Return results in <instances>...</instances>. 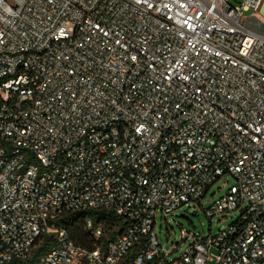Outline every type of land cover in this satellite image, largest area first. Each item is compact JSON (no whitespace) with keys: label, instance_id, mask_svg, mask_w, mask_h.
I'll use <instances>...</instances> for the list:
<instances>
[{"label":"built area","instance_id":"1","mask_svg":"<svg viewBox=\"0 0 264 264\" xmlns=\"http://www.w3.org/2000/svg\"><path fill=\"white\" fill-rule=\"evenodd\" d=\"M264 0H0V264H264ZM253 11L251 18L245 12ZM240 208L216 235L160 245L156 216ZM102 211L125 231L78 246L55 224ZM100 241V243H99Z\"/></svg>","mask_w":264,"mask_h":264},{"label":"rangeland","instance_id":"2","mask_svg":"<svg viewBox=\"0 0 264 264\" xmlns=\"http://www.w3.org/2000/svg\"><path fill=\"white\" fill-rule=\"evenodd\" d=\"M243 16L251 18L253 11L245 12ZM258 18L264 22V7L258 13ZM233 185H235L233 178L224 176L210 188L201 204L202 207L194 203L187 206L183 205L170 214L168 218H165L161 213L157 214L154 231L160 245L169 250L177 249L169 256L168 261L181 256L190 245V241L184 240L183 233H193L198 237H205L210 233L216 235L219 231L227 229L238 221L242 208L215 216L212 220H209L205 214V210L224 197Z\"/></svg>","mask_w":264,"mask_h":264},{"label":"trees","instance_id":"3","mask_svg":"<svg viewBox=\"0 0 264 264\" xmlns=\"http://www.w3.org/2000/svg\"><path fill=\"white\" fill-rule=\"evenodd\" d=\"M87 219H90L96 228L101 227L103 231L101 243H104V245L116 240L125 231L127 225L123 218L109 215L102 211H84L65 214L59 217L55 221V224L66 229L76 245L93 248L98 241L94 242L91 239L90 232L85 228ZM239 219L235 224L239 222ZM52 247L53 242L51 236H44L34 246L27 260L12 264H38ZM139 252L140 247L135 246L130 256L121 264H128Z\"/></svg>","mask_w":264,"mask_h":264},{"label":"water","instance_id":"4","mask_svg":"<svg viewBox=\"0 0 264 264\" xmlns=\"http://www.w3.org/2000/svg\"><path fill=\"white\" fill-rule=\"evenodd\" d=\"M246 26L254 29L257 32L263 33L264 34V24L258 22L254 18L246 24Z\"/></svg>","mask_w":264,"mask_h":264}]
</instances>
